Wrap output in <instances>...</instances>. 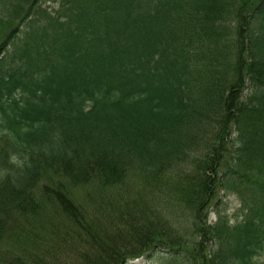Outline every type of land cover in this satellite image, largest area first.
I'll use <instances>...</instances> for the list:
<instances>
[{
  "label": "trees",
  "instance_id": "1",
  "mask_svg": "<svg viewBox=\"0 0 264 264\" xmlns=\"http://www.w3.org/2000/svg\"><path fill=\"white\" fill-rule=\"evenodd\" d=\"M1 1L0 264H264V0Z\"/></svg>",
  "mask_w": 264,
  "mask_h": 264
},
{
  "label": "rangeland",
  "instance_id": "2",
  "mask_svg": "<svg viewBox=\"0 0 264 264\" xmlns=\"http://www.w3.org/2000/svg\"><path fill=\"white\" fill-rule=\"evenodd\" d=\"M44 2H45L44 7L45 8L48 7V12L51 14H52L51 11H55V9H58L61 4L60 0H44ZM1 4L2 1L0 0V5ZM3 35L4 32L1 34V37H3ZM182 138L190 142L189 132L186 131V133L182 135ZM190 149L197 150L198 153L201 152V141L199 140V138H197V136L193 138V145H191ZM137 189H144V182L142 179L138 180ZM223 193L224 191H222L220 195H222ZM141 195H143L146 199H149L151 197L147 191H143ZM214 199L215 197L211 200V202L214 201ZM89 203H93V201ZM218 211L225 213L229 217L231 223H235L238 218L239 219L242 218L241 203L235 195L223 197L222 201L218 202L217 205H213L208 208V214H209L207 217L208 223L216 221ZM169 219L172 221L173 225L188 229L189 222L191 219V212L182 207L173 208L171 210ZM164 255L165 252L162 250L153 251L140 258L135 259L132 263L129 264H160L159 263L160 257ZM259 260L261 262H264V254L261 257H259Z\"/></svg>",
  "mask_w": 264,
  "mask_h": 264
}]
</instances>
